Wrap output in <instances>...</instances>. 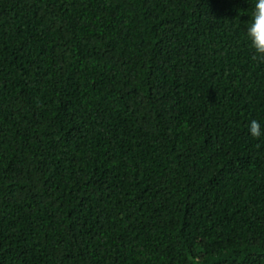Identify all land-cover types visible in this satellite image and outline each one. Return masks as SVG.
Returning a JSON list of instances; mask_svg holds the SVG:
<instances>
[{
    "label": "trees",
    "instance_id": "16d2710c",
    "mask_svg": "<svg viewBox=\"0 0 264 264\" xmlns=\"http://www.w3.org/2000/svg\"><path fill=\"white\" fill-rule=\"evenodd\" d=\"M255 0H0V264H264Z\"/></svg>",
    "mask_w": 264,
    "mask_h": 264
},
{
    "label": "clouds",
    "instance_id": "9594fccd",
    "mask_svg": "<svg viewBox=\"0 0 264 264\" xmlns=\"http://www.w3.org/2000/svg\"><path fill=\"white\" fill-rule=\"evenodd\" d=\"M251 17L246 34L253 50L252 59L264 63V0H255ZM248 131L256 139L264 136V128L260 121L255 119L249 122Z\"/></svg>",
    "mask_w": 264,
    "mask_h": 264
}]
</instances>
